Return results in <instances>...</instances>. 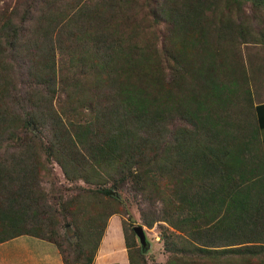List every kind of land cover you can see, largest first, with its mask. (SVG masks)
<instances>
[{
    "label": "trees",
    "instance_id": "16d2710c",
    "mask_svg": "<svg viewBox=\"0 0 264 264\" xmlns=\"http://www.w3.org/2000/svg\"><path fill=\"white\" fill-rule=\"evenodd\" d=\"M249 2L264 4L33 0L16 14L31 25L4 16L0 243L31 235L92 264L134 190L153 195L141 218L164 223L165 264H264V102L241 49L264 29L243 17ZM122 227L130 264H147Z\"/></svg>",
    "mask_w": 264,
    "mask_h": 264
},
{
    "label": "rangeland",
    "instance_id": "374dc122",
    "mask_svg": "<svg viewBox=\"0 0 264 264\" xmlns=\"http://www.w3.org/2000/svg\"><path fill=\"white\" fill-rule=\"evenodd\" d=\"M32 1L33 0H0V25L3 24L4 16H10L12 25L16 27H25L26 25H31L30 23L25 25L19 24L18 15L16 14L18 13L20 18L25 17V15L28 14L27 12L32 10ZM243 8L246 12V15H243V17L249 16L252 20L251 24L257 30L264 29V4L249 2L245 4ZM241 49L247 69L248 85L251 89L250 98L254 104L262 102L264 101V43L249 42L243 44ZM242 101L245 110L248 109L249 106L246 104L247 96L244 95ZM253 106L249 107V112L251 114L249 119L255 126L256 123ZM235 133L237 135L238 131H235ZM261 134L262 137H264V130L261 131ZM52 166L56 179V186L58 188H62L63 190H68L69 193H72L71 190L74 185L66 180L60 166L56 163H54ZM47 186L48 188H51L50 183H48ZM152 197L153 195L149 192L142 193L136 192L134 190L125 191L123 196H121V208H123L125 211L116 213V219L119 222L121 221V223L122 221H126L129 227L133 226V228L137 225H143L147 234L148 242L150 243V246H148L146 250L142 251L147 264H165L168 261L170 254L165 250L164 242L161 238L164 223L156 222L152 227H149L143 223L141 218V208H147L148 199ZM121 235L123 236L122 226ZM137 245L141 247V242L138 236Z\"/></svg>",
    "mask_w": 264,
    "mask_h": 264
},
{
    "label": "crops",
    "instance_id": "0c3cea01",
    "mask_svg": "<svg viewBox=\"0 0 264 264\" xmlns=\"http://www.w3.org/2000/svg\"><path fill=\"white\" fill-rule=\"evenodd\" d=\"M259 103L261 102L255 104ZM116 217L115 214L110 218L96 259L92 264H130L124 231V237L121 235L122 223ZM0 264L67 263L63 261L55 244L31 235H22L0 243Z\"/></svg>",
    "mask_w": 264,
    "mask_h": 264
},
{
    "label": "water",
    "instance_id": "95a60500",
    "mask_svg": "<svg viewBox=\"0 0 264 264\" xmlns=\"http://www.w3.org/2000/svg\"><path fill=\"white\" fill-rule=\"evenodd\" d=\"M112 194L116 195L117 193L115 191H112ZM134 230H135L137 236L139 237L142 246L146 247V249H147L148 246H150V243L148 242L147 234L145 232L144 226L143 225H137L134 227Z\"/></svg>",
    "mask_w": 264,
    "mask_h": 264
}]
</instances>
